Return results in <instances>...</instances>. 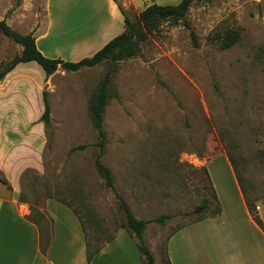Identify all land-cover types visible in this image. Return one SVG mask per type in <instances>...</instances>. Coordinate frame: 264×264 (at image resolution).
<instances>
[{"label": "rangeland", "instance_id": "rangeland-1", "mask_svg": "<svg viewBox=\"0 0 264 264\" xmlns=\"http://www.w3.org/2000/svg\"><path fill=\"white\" fill-rule=\"evenodd\" d=\"M179 1L131 0L125 9L134 17L150 3ZM44 6L45 0H0V18L25 33L44 21ZM235 30L238 40L223 48L222 40ZM20 51L21 45L0 32V70ZM108 71L111 94L104 112L102 160L137 217L167 216L144 230L156 264H167L169 235L197 216L193 210L204 197L213 203L208 213L214 211L211 183L221 208L243 209L242 201L232 197L237 191L220 151L233 159L246 200L264 229V0H195L183 19L162 22L134 56L65 70L47 80L48 87L42 88L51 105L46 145L40 155L24 161L16 181L10 182L45 239L50 233L44 213L49 197L76 210L91 250L105 248L107 238L124 228L119 200L94 164L99 148L89 103ZM3 81L0 94L6 96L10 83ZM81 144L87 147L72 149ZM126 229L104 254L145 264L135 235Z\"/></svg>", "mask_w": 264, "mask_h": 264}, {"label": "crops", "instance_id": "crops-1", "mask_svg": "<svg viewBox=\"0 0 264 264\" xmlns=\"http://www.w3.org/2000/svg\"><path fill=\"white\" fill-rule=\"evenodd\" d=\"M119 4L128 8L131 0H45L44 21L36 22L25 33L33 32L44 55L77 61L91 56L124 30ZM82 7L86 9L84 14L80 13ZM63 71L59 67L47 76L36 61H27L18 63L2 79L10 83V93L0 94V173L9 183L16 181V174L26 165L24 161L40 155L46 145L45 125L39 120L44 111L42 88ZM13 102L21 105L13 107ZM218 153L226 157L237 191L232 197L238 203L242 201L243 209L223 206L218 215L180 226L167 241L171 264H264V229L248 210L228 153ZM19 195L15 187L9 189L0 181V264H132L129 256L120 260L104 254L125 228L88 260L87 240L77 214L55 197H49L44 206L50 221V244L43 253L42 228L29 218L31 210Z\"/></svg>", "mask_w": 264, "mask_h": 264}, {"label": "trees", "instance_id": "trees-1", "mask_svg": "<svg viewBox=\"0 0 264 264\" xmlns=\"http://www.w3.org/2000/svg\"><path fill=\"white\" fill-rule=\"evenodd\" d=\"M194 1L195 0H180L176 4H171V3L159 4L157 2H153L146 5L134 17H131L127 13L126 9L121 4H119V7L124 14V22H125L124 30L118 35L114 36L112 39H110L104 46H102L91 56L83 57L77 61L64 60L61 58H52L44 55L39 50L36 44V38L33 32L21 33L16 29H14L13 27H11L5 19L0 18V32L5 36L9 37L10 39H12L15 43L22 46V49L19 53H17L7 63L2 64V68L0 70V81L5 77V75L8 72H10L20 62L36 61L44 69L47 76L53 74L59 67L67 71H77L83 67L95 66L106 61L118 63L138 53L140 49V43L145 41L149 35L153 34L156 31V29L161 25L162 22L170 19L171 20L173 19L175 21H179L180 19H183L189 7ZM191 34L193 36V42L197 46L198 40L196 39V34L193 31L191 32ZM238 38H239L238 31L235 30L229 32L222 40L221 45L223 48H228L231 45H233L238 40ZM110 84H111V74L108 71L103 77V79L99 82L89 103L91 120L95 129L97 130V136H98V141L95 144L99 148V152L97 153L94 159V164L98 173L104 179L105 185L109 189L113 190L116 198L119 200V205L125 214V225L121 227L124 228L126 227L135 235L137 240L136 243L137 247L141 253V256L145 264H156L155 257L152 251L150 250L149 246L145 242L144 230L149 222L154 220L164 222L165 221L164 219L167 216H159L153 219H144L137 217L133 213L127 201L116 191L113 171L102 160V156L105 152V147H106L105 145L107 139V133L106 130L104 129V112L107 106L108 99L111 94ZM43 102H44V111L40 117V120L43 121L46 128H49L51 123V105L48 98L47 90L43 91ZM85 147H87V144H81L77 147H73L72 149L75 150L77 148H85ZM229 158L233 164L235 174L241 185V179L237 174L233 159L231 158L230 155ZM0 181L4 183L9 189H11V185L8 179L5 176L1 175V173H0ZM211 186L213 190V199L215 200L214 211L211 214L208 213L213 203L210 200V198L206 196L202 199L201 203L194 208L193 212H195L197 216L194 219H192L190 222H197L208 216L218 215L221 212V207L218 201L217 193L212 183ZM242 190L244 193L243 187ZM22 199L23 198L20 197L21 201H23ZM246 204L255 222L263 228V226L261 225V220L258 218L252 206L248 203L247 200H246ZM73 210L77 214L86 236V231L83 222L81 220V217L74 208ZM31 214L29 215V218L32 217ZM179 227H177L174 231L179 229ZM172 233L170 235H172ZM114 237L115 235L109 236L106 242L112 241ZM49 244H50V240L48 238L47 240L44 239L41 233L40 248L43 251V253L45 254L47 253ZM100 247H101L100 245L95 246L91 250L89 248V244L87 241L88 260H90L95 255V253H97L100 250ZM166 262L167 264H171L167 253V245H166Z\"/></svg>", "mask_w": 264, "mask_h": 264}, {"label": "water", "instance_id": "water-1", "mask_svg": "<svg viewBox=\"0 0 264 264\" xmlns=\"http://www.w3.org/2000/svg\"><path fill=\"white\" fill-rule=\"evenodd\" d=\"M47 87H48V83L46 84L45 88H47Z\"/></svg>", "mask_w": 264, "mask_h": 264}]
</instances>
